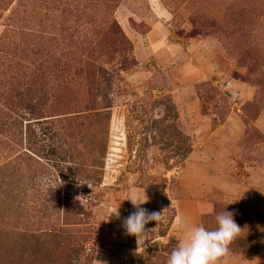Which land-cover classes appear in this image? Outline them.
Masks as SVG:
<instances>
[{"label":"rangeland","instance_id":"374dc122","mask_svg":"<svg viewBox=\"0 0 264 264\" xmlns=\"http://www.w3.org/2000/svg\"><path fill=\"white\" fill-rule=\"evenodd\" d=\"M41 10L46 38L35 51L46 62L32 74L20 25L41 21ZM0 15V264H167L179 217L194 223L195 211L209 230L218 212L235 211L239 235L264 239L263 204L235 203L217 185L221 168L187 122L223 118L230 94L185 82L183 54L170 60L164 44L209 37L220 67L254 87L242 107L254 118L264 105V0H0ZM159 27L166 34L153 42ZM151 49L159 55L142 56ZM253 155L238 157L228 178L242 184ZM144 192L140 207L161 219L137 243L122 223ZM232 244L234 262L264 264V246Z\"/></svg>","mask_w":264,"mask_h":264},{"label":"crops","instance_id":"0c3cea01","mask_svg":"<svg viewBox=\"0 0 264 264\" xmlns=\"http://www.w3.org/2000/svg\"><path fill=\"white\" fill-rule=\"evenodd\" d=\"M163 34H166L164 29L159 27L157 30L154 29L150 36L154 42L156 35L162 37L163 40ZM211 42L213 41L209 40V37L191 38L183 48L180 43L170 45L167 37L164 39L165 48L171 56L170 60L172 58L180 59L183 54L179 70L185 82L193 84L211 80L212 84L223 88L230 94V106L223 118L219 116L215 118L214 114L207 117L191 114L188 115L187 122L191 131L194 123L198 125L197 129L200 130L199 136L203 144V147L200 148L201 151L205 153L204 155L214 157L213 162L221 168V172L217 173V185L233 193L232 198L235 203H262L264 208V105L256 117H245L242 107L251 97L254 87L240 78H236L232 71H225L220 67L218 47L216 43ZM158 52L151 49V52L144 51L142 56L152 53L156 57L159 55ZM189 108L192 110L191 107ZM249 129L258 131L261 137L252 138ZM248 140L250 151L242 145ZM193 152L192 150L189 154L191 159ZM253 154L259 155L260 158L251 161L246 166L250 176H247L242 184L229 179L228 173L234 170L236 159L240 156L256 157ZM209 179L211 180V177ZM199 217L195 211L194 223L201 226ZM221 264L239 263L234 262L232 257L227 254L222 258Z\"/></svg>","mask_w":264,"mask_h":264},{"label":"clouds","instance_id":"9594fccd","mask_svg":"<svg viewBox=\"0 0 264 264\" xmlns=\"http://www.w3.org/2000/svg\"><path fill=\"white\" fill-rule=\"evenodd\" d=\"M135 208L122 223L125 234L138 241L145 242L151 235L146 229L150 221L159 222L161 213L149 212L140 205L148 201L144 192L143 201L129 199ZM119 208V207H118ZM118 208L111 214L119 218ZM217 227L206 229L193 223L190 217L181 215L177 221L181 238L168 255L167 264H221V260L230 251V245L243 231L234 220V212L224 211L215 217Z\"/></svg>","mask_w":264,"mask_h":264},{"label":"trees","instance_id":"16d2710c","mask_svg":"<svg viewBox=\"0 0 264 264\" xmlns=\"http://www.w3.org/2000/svg\"><path fill=\"white\" fill-rule=\"evenodd\" d=\"M22 12L23 13L25 12L26 15L29 14L27 11H24V10H22ZM29 12L34 13L33 11H29ZM16 14H17L16 10L12 9V10H10V14L7 17L11 21H10V23H6L5 25L11 27V31H13L12 29H15V26H16L15 20H14V17ZM36 14L41 15V16H39V18H42L41 21H38V23H35L29 27H26L24 25H20V33L23 35L29 36L27 39V41L29 40V45L27 47V50L30 51V53H31V55H30L31 59L28 62V69L30 70V72L32 74L40 73L42 68H43V62H46V60L44 59L45 55H43V53H40L39 51H35V50H36V48L39 49L42 46L43 40L46 38V34L44 33V29H43L44 26H43V24H41V22H43V19H44L45 15L47 14V11H45V10L37 11ZM2 42H4V43L6 42V45H9L10 43H12V44L17 43L13 40L10 41L9 39L6 41H2ZM88 43H91V41ZM93 43H94V41H93ZM96 44H97V42H96ZM83 50H85V49L84 48L80 49L81 52ZM91 52H93V49H91V51L87 52L88 56L91 54ZM88 56H87V58L91 59V57H88ZM10 60H12V59L10 58L9 61ZM30 108L32 110L33 109L37 110V106H35L34 104ZM229 210H230V208H229ZM231 211H233V209H231ZM218 213H220V212H218ZM234 213H235V211H234ZM207 220L208 219H206V218H204L202 220V226L205 227L206 229H208L207 223H206ZM250 234L251 235H249V234L239 235V237L237 239H235L233 242L237 246H239L241 249H245L246 251H250V252H257L264 246V239L261 235V232H259V231H256V232L250 233ZM251 236H252V238H251ZM231 248H234L233 244H232V246L230 245V249Z\"/></svg>","mask_w":264,"mask_h":264}]
</instances>
